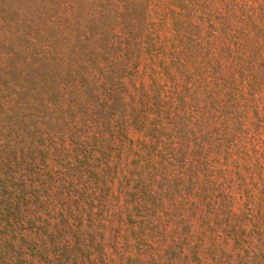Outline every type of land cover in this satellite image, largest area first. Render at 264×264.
<instances>
[{
	"label": "rangeland",
	"instance_id": "374dc122",
	"mask_svg": "<svg viewBox=\"0 0 264 264\" xmlns=\"http://www.w3.org/2000/svg\"><path fill=\"white\" fill-rule=\"evenodd\" d=\"M0 264H264V0H0Z\"/></svg>",
	"mask_w": 264,
	"mask_h": 264
},
{
	"label": "trees",
	"instance_id": "16d2710c",
	"mask_svg": "<svg viewBox=\"0 0 264 264\" xmlns=\"http://www.w3.org/2000/svg\"><path fill=\"white\" fill-rule=\"evenodd\" d=\"M246 18L250 19V16H246ZM248 21H250V20H248ZM252 23L254 24V22H253V21H252Z\"/></svg>",
	"mask_w": 264,
	"mask_h": 264
}]
</instances>
